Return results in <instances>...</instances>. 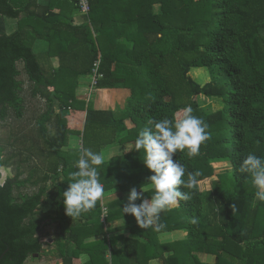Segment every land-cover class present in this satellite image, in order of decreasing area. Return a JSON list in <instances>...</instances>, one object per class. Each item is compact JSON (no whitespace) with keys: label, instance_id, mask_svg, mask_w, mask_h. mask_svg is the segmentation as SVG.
<instances>
[{"label":"trees","instance_id":"obj_1","mask_svg":"<svg viewBox=\"0 0 264 264\" xmlns=\"http://www.w3.org/2000/svg\"><path fill=\"white\" fill-rule=\"evenodd\" d=\"M89 2L85 13L79 0H0V125L11 126L8 139L0 140V168L16 170L0 187V264H27L44 254L73 264L83 252L91 256L88 264H149L153 258L161 264H264V202L256 200L251 176L239 171L249 153L264 158V0ZM75 12L84 15L82 23L74 22ZM9 20L17 22L15 30ZM202 67L211 73L205 84L189 74ZM95 68L101 74L96 88L130 89L123 110H96L77 96L79 79L92 77ZM26 90L44 102L32 133L21 125L29 110ZM201 95L220 98L223 107L203 105ZM188 106L209 124L212 138L195 158L175 154L189 172L203 175L190 202L161 214L166 227L160 230L183 229L187 237L162 243L160 231L137 229L146 241L124 237V248L108 256V238L86 241L107 233L102 201L74 220L65 213L63 192L79 159L65 148L70 135H80L95 153L115 141L132 143L99 166L100 183L105 191L145 188L151 199L154 173L135 141L149 118H179ZM18 155L26 157L18 163ZM61 172L63 181L50 188ZM209 181L210 188L203 186ZM125 204L122 198L106 202L107 218L126 214ZM193 216L198 225L190 223ZM53 224L57 238L50 244L43 239ZM46 243L54 245L48 253ZM200 253L216 261L203 262Z\"/></svg>","mask_w":264,"mask_h":264},{"label":"clouds","instance_id":"obj_2","mask_svg":"<svg viewBox=\"0 0 264 264\" xmlns=\"http://www.w3.org/2000/svg\"><path fill=\"white\" fill-rule=\"evenodd\" d=\"M147 125L139 132L134 149L144 151V162L154 173L149 177L154 195L149 200L144 197L147 189L138 191L132 187L122 212L133 215L141 228L160 231L166 227L161 223V214L178 207L181 201L190 202L199 186L198 177L203 175L201 170L189 172L183 164L174 160L175 154L187 151L189 158L199 156L201 147L211 140L212 134L209 124L196 116L191 106L183 110L182 117L149 118ZM259 143L257 141V146ZM104 161L102 153L83 146L79 148L78 171L70 174L72 182L63 192L65 213L73 220L93 211L97 203L104 199L105 189L100 183L98 171ZM239 171L251 176L257 189L256 200L264 202V158L249 153L240 164ZM0 187L3 185L0 184ZM181 187L188 191H181ZM137 200H142V203L137 204ZM231 207L234 213L236 206L233 204ZM190 223L198 225L199 218L193 216Z\"/></svg>","mask_w":264,"mask_h":264},{"label":"crops","instance_id":"obj_3","mask_svg":"<svg viewBox=\"0 0 264 264\" xmlns=\"http://www.w3.org/2000/svg\"><path fill=\"white\" fill-rule=\"evenodd\" d=\"M84 20H85L84 15L82 13L79 14L78 12H75L74 14L75 23L79 24V23H82ZM16 28H17V25L13 27L14 30ZM53 62H54L53 66L57 67L59 64V59L54 58ZM88 79L89 77H81L79 79L80 84L76 90L77 91L76 93L80 99L82 98L83 100L92 102L96 110H115L116 111V110H123L127 106V103H128L127 98H129L128 93L130 92V89L96 88V87L92 88V83H89ZM95 92L104 93L103 99H99L98 104L95 103V100L93 98V94ZM125 93H127V98H125L124 100L125 104H123L121 101L123 98V94ZM122 135L123 133H120L118 137ZM81 146H82V137L77 134H71L69 137V143L65 148L67 150H70V152H79V148ZM131 148H132V143L121 144L120 142L115 141L114 143H111L107 145L106 147H104L101 153L104 155L105 161H108L114 156L130 151ZM2 167H7V166H2ZM7 168H11V167L9 166ZM10 177H13V175ZM23 177L25 178L27 177V175H24ZM63 179H64V175L62 172L60 173V175H54L49 180L48 186L52 187L54 184L61 183ZM137 190L141 191L139 189ZM129 193H130V190L124 191V190H120L118 187L105 191L104 199L102 200L103 208L105 207L104 204L106 202L113 200V199H117V198H122L125 201V203H127V197ZM137 201H141V200H137ZM107 217H108V214L104 216V213L101 216V221L105 224V228L108 229L107 233L89 235L86 238V241L88 242V241H93V240H99L105 237L108 238L109 243L111 244L110 250L108 251V256H110L111 250L118 249V248H124V242H123L124 237L139 238L142 241H146L144 237H141L140 234L136 233L137 229L143 230V228H141L138 225L133 215L124 214V215H120L119 217L118 216L111 217L110 219H108ZM55 227H56L55 224L48 227V230L50 231V233H52V235L49 236V238L44 237V242H49L50 244H52L54 242V239L57 238V234L54 233ZM187 235H188V232L186 230L178 229V230L160 231L158 236H159L160 242L167 243V242L175 241L177 239H182L184 237H187ZM112 241H113V244H112ZM44 248L46 252L48 253L51 249L54 248V245H49L46 243ZM169 254H171V251L165 252L166 256H168ZM199 257L203 262H207V263H214L216 261V255H213V254L200 253ZM130 260H132V263H135L134 258H131ZM90 261H91L90 254L87 252H83L80 255L74 257L73 264H88ZM44 264H63V261L60 257L53 258L52 255L44 254ZM149 264H161V261L159 258H153L150 260Z\"/></svg>","mask_w":264,"mask_h":264},{"label":"rangeland","instance_id":"obj_4","mask_svg":"<svg viewBox=\"0 0 264 264\" xmlns=\"http://www.w3.org/2000/svg\"><path fill=\"white\" fill-rule=\"evenodd\" d=\"M9 30L12 31L13 27L17 25L15 20H9ZM22 64H20V68H22ZM190 76L197 81L198 83L201 84H205L207 82H209L211 80V73L210 70L206 67H202V68H192V70L190 71ZM22 78L26 79V75L23 74ZM89 83H92V77L88 79ZM93 88V86H92ZM27 93V99H28V103H29V110L28 113L26 115V119L23 121V123L21 125H23L22 128H24V131H26V133L30 132L32 133V130L34 129V125H35V121L37 116L39 115V113L44 111V102L39 100L36 97H33L31 95V93L26 90ZM131 94V92H129ZM128 93V96H130V94ZM104 93L102 92H95L93 94V98L95 100V103L98 104V100L99 99H103ZM125 98H127V93L123 94V98H122V103L125 104L124 100ZM82 99V98H81ZM128 100V98H127ZM200 102L205 105V106H211L213 109H220L223 107V101L220 98L217 97H207L205 95H201L200 96ZM124 107V106H123ZM120 108V107H119ZM19 123H21V121H18ZM18 122H13L14 127L18 128ZM11 130V126L10 125H6V126H1L0 125V140L4 141L7 140L9 132ZM19 143V144H18ZM17 147H22L23 144H21V142H17L15 143ZM6 152V151H5ZM6 153H4L5 155ZM26 156H22V155H18L17 157L14 158L15 161H20L22 158H25ZM25 160V159H24ZM23 162V161H21ZM19 163V162H18ZM32 165V164H31ZM229 165V167L231 168L230 163H226V164H222V163H217L216 167L218 169H223L225 167H227ZM12 168V169H11ZM11 168H7V167H2L0 168V172H1V178H0V183L3 182V180L6 179V177L9 176H15L16 174V170L14 169V167ZM22 169H29V165L25 164L22 165ZM28 173H26L25 175H27ZM211 180V179H210ZM208 185V186H207ZM203 186H207L206 188H210L211 187V181H209L207 184L204 183ZM207 206V205H206ZM44 240V239H43ZM27 264H44V256L42 258H39L38 256L34 259H29L27 261Z\"/></svg>","mask_w":264,"mask_h":264},{"label":"built area","instance_id":"obj_5","mask_svg":"<svg viewBox=\"0 0 264 264\" xmlns=\"http://www.w3.org/2000/svg\"><path fill=\"white\" fill-rule=\"evenodd\" d=\"M78 4H79L80 9L82 10V12L88 13L90 11V9H91L89 0H79ZM98 64L99 63H97L96 65H98ZM99 77H101V74L98 72L97 68H95L94 74L92 76V86L93 87H95L97 85ZM5 180H3V182L0 183V184H4ZM103 213H104V216L107 215L108 211H107L106 207L103 208Z\"/></svg>","mask_w":264,"mask_h":264}]
</instances>
